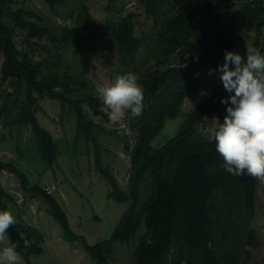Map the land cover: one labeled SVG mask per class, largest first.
Listing matches in <instances>:
<instances>
[{
    "label": "trees",
    "instance_id": "obj_1",
    "mask_svg": "<svg viewBox=\"0 0 264 264\" xmlns=\"http://www.w3.org/2000/svg\"><path fill=\"white\" fill-rule=\"evenodd\" d=\"M44 1L50 7L64 2ZM115 1L108 0L107 8L112 9ZM14 2L0 0V84L9 87L0 105V115L12 116L17 127L31 128L42 159L53 165L57 144L39 122L37 111L41 109L40 100H58L62 111L68 109L75 114V141L81 138L87 144L96 170L110 186L109 196L130 204L111 236L90 244L71 229L57 198L46 192L48 186L31 184L27 175L10 162L0 161V174H15L24 193L44 199L64 235L80 240L97 264H110L113 244L130 243L141 225L146 231L139 238L132 264H237V213L244 217L245 244H259L252 226L258 180L247 174L240 177L227 172L215 148V129L211 133L204 126L205 116L216 115L223 122L227 106L220 100L228 95L224 88L213 90L195 106L176 133L160 147L154 148L152 141L168 120L181 113L185 99L207 84L205 75L223 63L225 51L235 50L245 27L254 28L253 46L264 52V0H140L142 14L152 21L151 34H136L139 14L130 13L117 23L113 35L117 60L124 73L137 72L139 50L147 43L149 46V41L153 42L152 52L158 58L146 73L139 75L144 89L142 115L132 119L130 112L125 114L128 126L136 131L135 144L126 148L131 164L126 192L102 160L106 147L100 141L101 127L95 117L108 120L106 106L95 94L75 96L78 88L67 74L43 75L44 62L36 58L37 52L43 55L40 40L46 39L53 47L75 43L88 61L83 38L67 35L65 29L53 30L41 22L39 15L16 7ZM82 10L90 27L83 37L98 39L105 35L107 25H98L86 4ZM8 201L14 202V197L0 180V211H9ZM6 234L26 264H32V255L43 253L44 235L38 228L27 225L20 230L15 222Z\"/></svg>",
    "mask_w": 264,
    "mask_h": 264
},
{
    "label": "rangeland",
    "instance_id": "obj_2",
    "mask_svg": "<svg viewBox=\"0 0 264 264\" xmlns=\"http://www.w3.org/2000/svg\"><path fill=\"white\" fill-rule=\"evenodd\" d=\"M83 4L87 5L98 25L102 27L107 25V33L99 36L98 39L83 37L90 31L89 23L84 20ZM14 5L36 13L42 18L41 22L53 30L65 29L67 35L83 38L87 46L88 61L83 58L75 43L67 47H53L48 40L41 39L39 47L43 55L36 53V58L44 62L43 75L58 73L70 76V82L78 88L75 96L98 95L96 93L98 86L112 82L117 74H124L125 71L117 60V43L113 35L117 30V23L123 17L130 13L139 14L136 18V34L145 31L150 35L152 32L149 30L152 21L142 14L144 8L140 0H116L112 9L107 8L108 0H64L55 7H50L44 0H15ZM168 14H171L170 9ZM79 17L81 21L78 20ZM162 17L164 18L165 15L162 14ZM34 19L40 22L38 18L34 17ZM95 33L98 35V32ZM253 40L254 28L245 27L234 51L246 59V43L253 46ZM152 50L151 41L149 46L147 43L140 48L136 63L138 76L146 73L157 61L158 58ZM2 60L3 55L0 53V69ZM218 66L215 65L213 69ZM205 77L207 84L185 99L181 113L175 119L168 120L165 128L152 141L154 148L160 147L172 137L191 110L206 96L215 89L223 88L218 74L208 73ZM202 90L208 95H201ZM6 91H9V87L0 84V105ZM40 106L41 109L37 111L39 122L51 132L57 144V159L54 164L49 165L42 159L37 136L31 128L15 126L12 116L5 113L0 115V161L17 166L27 175L31 184L48 186L68 215L71 229L84 236L90 244L108 239L122 214L129 207L130 201L118 202L109 196L110 186L103 175L96 170L93 154L87 153V144L81 138L75 141V114L68 109L62 111L59 101L48 97L40 100ZM95 119L101 127L100 141L106 147L102 152L103 163L117 178L121 190L126 192L131 171L130 156L126 148L135 144L136 131L128 126L125 116L122 120L124 128L113 126L109 120L98 117ZM204 126L207 131L211 133L214 131L205 121ZM0 180L14 197V202L8 201V209L15 222L20 225V230L31 225L44 235L41 243L43 253L32 255L30 259L32 264H97L84 250L80 240H72L64 235L44 199L38 195L24 193L17 176L9 171H3ZM254 204L252 226L257 231L259 244L256 246L245 244L244 217L237 213L239 243L237 264H264V183L259 180ZM145 231V226L141 225L130 243H114L110 264H132L135 248ZM11 245L5 234L0 240V249ZM19 257L18 264H26L20 255Z\"/></svg>",
    "mask_w": 264,
    "mask_h": 264
},
{
    "label": "clouds",
    "instance_id": "obj_3",
    "mask_svg": "<svg viewBox=\"0 0 264 264\" xmlns=\"http://www.w3.org/2000/svg\"><path fill=\"white\" fill-rule=\"evenodd\" d=\"M245 55L246 59L226 50L223 63L209 69V75L218 74L228 93L220 100L227 107L223 122L215 116L210 122L205 116L204 121L215 129V148L223 158L222 167L234 176L247 174L264 181V52L246 43ZM96 93L113 126L124 128L122 120L127 112L132 119L143 113L144 89L136 73L117 74L112 82L98 86ZM201 95L208 93L202 90ZM14 224L10 211H0V240ZM19 258L14 244L0 249L2 264H18Z\"/></svg>",
    "mask_w": 264,
    "mask_h": 264
},
{
    "label": "built area",
    "instance_id": "obj_4",
    "mask_svg": "<svg viewBox=\"0 0 264 264\" xmlns=\"http://www.w3.org/2000/svg\"><path fill=\"white\" fill-rule=\"evenodd\" d=\"M46 192H47L48 194H50V193H52V190H51L49 187H46Z\"/></svg>",
    "mask_w": 264,
    "mask_h": 264
}]
</instances>
